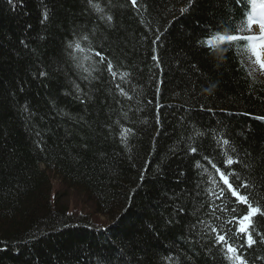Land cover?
<instances>
[{
  "label": "trees",
  "instance_id": "trees-1",
  "mask_svg": "<svg viewBox=\"0 0 264 264\" xmlns=\"http://www.w3.org/2000/svg\"><path fill=\"white\" fill-rule=\"evenodd\" d=\"M92 4L0 0V264H228L207 225L246 205L208 196V178L227 152L264 208V77L237 46L203 42L234 34L249 4ZM75 40L93 55L74 57ZM70 191L98 220L119 210L117 227L85 224ZM256 244L248 264H264Z\"/></svg>",
  "mask_w": 264,
  "mask_h": 264
},
{
  "label": "snow or ice",
  "instance_id": "snow-or-ice-1",
  "mask_svg": "<svg viewBox=\"0 0 264 264\" xmlns=\"http://www.w3.org/2000/svg\"><path fill=\"white\" fill-rule=\"evenodd\" d=\"M132 2L135 4L136 0H132ZM191 2L192 0H189V7L191 6ZM237 2L239 3L241 0H237ZM89 3L92 4V0H89ZM245 3L250 4V10L246 11L245 18L241 20L236 29L231 30L234 34H221L217 32L210 35L203 43L207 44L209 47H215L217 43L222 44L225 42L229 45L237 46L240 52L248 56L250 63L258 66L259 70L264 73V0H245ZM92 6L98 9V5L96 4H92ZM181 11H187V8ZM108 19L110 20L111 17H108ZM254 26L259 29L258 33H253ZM243 33L249 34L243 35ZM85 39H87V37H85ZM240 41H245L246 44L240 47ZM69 47H72V45H69ZM75 48L81 52L84 51L79 43L75 44ZM96 55L99 56L100 53H96ZM100 62H105L103 57H101ZM241 63L243 64V61H241ZM112 68L113 66L108 62L107 70L115 77L116 73L113 72ZM249 75H251V73H249ZM121 91L123 90L121 89ZM257 119L264 120V117H257ZM130 131V129H124L122 137L126 139V135ZM223 144L228 145L229 141L224 139ZM191 151L195 153L197 149L191 148ZM233 151H235L234 148ZM224 155L226 157V159L222 161L224 170H221L215 163H212V168L219 174V180L222 183H218L214 177L211 178V182L217 184L219 191L208 189V192L219 200L227 199L228 194H230L231 197L235 198L236 204L246 205V209L242 214H237L239 209L231 208L230 211L233 214L231 219L217 226L209 224L207 227L210 229L211 233L215 234L214 244L220 246L224 254V259L234 262V264H248L243 255V249L245 247L252 248L257 243L254 233L255 236L262 237L261 242H264V234L255 231L253 219L257 215L264 216V208L251 199V193L247 190L251 188L252 185L246 181H242L235 172L228 170L231 165L239 163V161L234 160L227 152H225ZM196 166L197 168L201 167L199 163H197ZM227 210H229L227 206H225V208H219L217 206L212 209L211 214L215 215L216 211L223 212ZM217 219H219V217H217ZM228 225L231 227H227Z\"/></svg>",
  "mask_w": 264,
  "mask_h": 264
},
{
  "label": "bare ground",
  "instance_id": "bare-ground-1",
  "mask_svg": "<svg viewBox=\"0 0 264 264\" xmlns=\"http://www.w3.org/2000/svg\"><path fill=\"white\" fill-rule=\"evenodd\" d=\"M76 43H78L77 42V40H75L72 44H73V49L74 50H72V55L75 57V55H74V53H76V54H78V55H80V57L81 58H83V59H86L87 58V54H92V53H94L95 51H94V49L91 47V46H89L88 45V43H84V42H80V43H82L83 45H81V48H83L84 49V51L83 52H81L80 50H78V49H76L75 48V44ZM74 52V53H73ZM93 55V54H92ZM158 112H157V116H156V118L155 119H157L158 118ZM160 125H159V122H156V127L158 128ZM27 144V146H28V143H26ZM43 158V157H42ZM40 169H45V166L43 165V164H41L40 165V167H39ZM48 170V169H47ZM56 170V169H55ZM54 169H52V170H49V172H51V173H53V175L58 179L59 178V175H58V173H57V171H55ZM214 173H215V175L213 176H211V177H209L208 179H210V181H211V178H215L216 179V181L218 182V183H222L220 180H219V175L216 173V171H215V169H214ZM60 174V173H59ZM49 179H50V177H49ZM212 183V182H211ZM133 185H136V183H134ZM212 185V184H211ZM210 189H213L214 191H219V187L217 186V189H216V187H215V185L213 184L211 187H210ZM207 195L208 196H210V197H212V195H210V193L207 191ZM230 195V194H229ZM215 200H217L216 198H214ZM83 203V202H82ZM79 207V206H78ZM128 207V205H126L125 206V209ZM134 208H133V210H136L137 208H136V205H134L133 206ZM136 208V209H135ZM122 209V208H121ZM129 209V208H128ZM81 210V207H79V208H77V214L78 215H80L81 216V218H82V216L84 215V214H87V212L85 211V210H82V211H80ZM124 210V209H123ZM132 210V209H131ZM132 210V211H133ZM138 210V209H137ZM140 210V209H139ZM70 212V211H69ZM137 213H139V211H136ZM140 212H142V210H140ZM88 215V214H87ZM120 213H119V210H118V212H117V215H116V217H112V215L111 214H106L105 216L104 215H96V217H98L99 218V220L98 219H96L95 217L93 218L92 216H89L88 215V219H87V221H83L85 224H89V225H91V223L92 224H95L96 226L98 225V229L100 230V231H106L107 229H113V228H116L117 227V221H118V218H120ZM79 216V217H80ZM78 217V216H77ZM83 220H85V219H83ZM83 222H79L78 224L79 225H83L82 223ZM98 222L100 223V225L98 224ZM84 226V225H83ZM83 226H81V227H83ZM258 230V231H257ZM256 231L257 232H259V233H261V234H264L263 233V231H261L260 229H257ZM214 234V233H213ZM215 235V234H214ZM256 237V239H257V244H256V246H262V248H263V250H264V242H261V239H262V237H260V236H255ZM255 246V245H254ZM246 249H248L247 247H245L244 249H243V255H244V251L245 252H248V251H246ZM219 251H220V253L222 254V257H223V259H224V254H223V252H222V250H221V248L219 247ZM263 259H264V257H263ZM225 260V262H227L228 264H234V262H231V261H228V260H226V259H224Z\"/></svg>",
  "mask_w": 264,
  "mask_h": 264
},
{
  "label": "rangeland",
  "instance_id": "rangeland-1",
  "mask_svg": "<svg viewBox=\"0 0 264 264\" xmlns=\"http://www.w3.org/2000/svg\"><path fill=\"white\" fill-rule=\"evenodd\" d=\"M255 31L258 33L259 30L257 27L254 26L253 33H255ZM258 70H259V67H258ZM262 74L264 75V73H262ZM49 177H50L51 185L53 186V189L58 190L59 185H61L59 178L57 179L56 177H54L53 173H50ZM69 195H70V202L68 203V206L71 205V209L72 208L76 209L75 211L77 212V208L81 207L80 211L85 210L86 212H88L89 209H87V207L83 203L79 202V200H80L79 197H77L73 191H70ZM77 206H79V207H77Z\"/></svg>",
  "mask_w": 264,
  "mask_h": 264
}]
</instances>
